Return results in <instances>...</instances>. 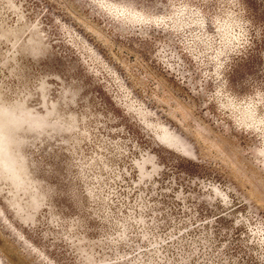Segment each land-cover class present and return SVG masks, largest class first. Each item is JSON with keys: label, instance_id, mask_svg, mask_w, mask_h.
Here are the masks:
<instances>
[{"label": "rangeland", "instance_id": "rangeland-1", "mask_svg": "<svg viewBox=\"0 0 264 264\" xmlns=\"http://www.w3.org/2000/svg\"><path fill=\"white\" fill-rule=\"evenodd\" d=\"M0 264H264V0H0Z\"/></svg>", "mask_w": 264, "mask_h": 264}]
</instances>
